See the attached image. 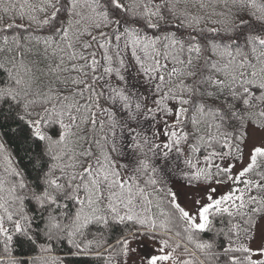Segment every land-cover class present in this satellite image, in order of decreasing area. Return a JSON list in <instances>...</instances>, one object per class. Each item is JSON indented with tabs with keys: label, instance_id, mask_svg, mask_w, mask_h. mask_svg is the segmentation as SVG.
Wrapping results in <instances>:
<instances>
[{
	"label": "snow or ice",
	"instance_id": "6c2138e0",
	"mask_svg": "<svg viewBox=\"0 0 264 264\" xmlns=\"http://www.w3.org/2000/svg\"><path fill=\"white\" fill-rule=\"evenodd\" d=\"M0 264H264V0H0Z\"/></svg>",
	"mask_w": 264,
	"mask_h": 264
},
{
	"label": "trees",
	"instance_id": "16d2710c",
	"mask_svg": "<svg viewBox=\"0 0 264 264\" xmlns=\"http://www.w3.org/2000/svg\"><path fill=\"white\" fill-rule=\"evenodd\" d=\"M21 154L23 155V153H21ZM26 159H27V158H25V162H26ZM18 254L23 255V254H26V252L23 251V250H18Z\"/></svg>",
	"mask_w": 264,
	"mask_h": 264
}]
</instances>
